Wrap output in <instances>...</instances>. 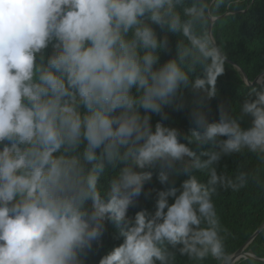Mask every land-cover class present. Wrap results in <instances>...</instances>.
<instances>
[{"label": "clouds", "instance_id": "1", "mask_svg": "<svg viewBox=\"0 0 264 264\" xmlns=\"http://www.w3.org/2000/svg\"><path fill=\"white\" fill-rule=\"evenodd\" d=\"M242 3L0 0V264H94L108 224L122 242L98 264H238L214 198L264 191V82L244 73L246 98L216 120L207 105L227 58L217 25Z\"/></svg>", "mask_w": 264, "mask_h": 264}, {"label": "trees", "instance_id": "2", "mask_svg": "<svg viewBox=\"0 0 264 264\" xmlns=\"http://www.w3.org/2000/svg\"><path fill=\"white\" fill-rule=\"evenodd\" d=\"M233 11H235L234 16L231 13L227 14L226 20L222 25H217L215 32L217 42L224 46L227 58L225 71L217 78V95L207 105L210 120L219 118V105H223L227 111L246 98L250 89L241 84L246 83L244 73L250 81L264 74V0H243L241 6ZM169 42L170 50L162 54V60L173 58L176 55V36L169 34ZM186 95L192 98L200 94L186 92ZM169 111L170 121L166 123L170 126L184 131L195 127L188 119L187 109L181 112H172L170 109ZM156 119L159 117H154L153 122ZM192 147L198 155L203 150L196 145ZM242 162H244V157L239 155L226 157L221 161V167L226 166L227 171L232 173ZM245 166L250 167L251 164ZM185 178L181 175L177 179V186ZM202 179L206 182L207 177L202 175ZM152 187L162 188L155 177L150 184L146 185V188ZM154 197L155 193L147 199L142 196L137 207L130 208L129 214L134 215L141 209L154 210ZM214 199L220 222L229 230L226 246L231 255L238 251L264 224V191L249 187L240 193L221 192ZM169 202L173 200L170 198ZM114 235H118V230L115 225L108 224L107 232L102 238L103 246L96 248L88 256L94 264H98L103 255L122 242L120 239H114ZM246 251H251L260 258L264 257V229L246 248ZM180 259L186 258L180 257ZM257 261L264 264V260L253 257L242 258L238 264H256ZM208 264H215V261H208Z\"/></svg>", "mask_w": 264, "mask_h": 264}, {"label": "water", "instance_id": "3", "mask_svg": "<svg viewBox=\"0 0 264 264\" xmlns=\"http://www.w3.org/2000/svg\"><path fill=\"white\" fill-rule=\"evenodd\" d=\"M245 77H247V76L245 75ZM260 78H262V79H260ZM257 80L262 82L263 81V74L261 76L257 77V79L255 81H257ZM263 229H264V224L249 238V240L246 242V244L244 246H242L234 254L230 255L231 261L239 262L242 258H249V257L259 258L254 253L245 252V248L260 234V232ZM230 264H231V262H230Z\"/></svg>", "mask_w": 264, "mask_h": 264}]
</instances>
